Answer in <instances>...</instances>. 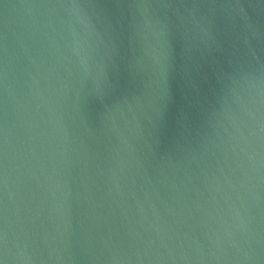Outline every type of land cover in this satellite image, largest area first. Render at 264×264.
<instances>
[{"label":"water","instance_id":"obj_1","mask_svg":"<svg viewBox=\"0 0 264 264\" xmlns=\"http://www.w3.org/2000/svg\"><path fill=\"white\" fill-rule=\"evenodd\" d=\"M0 264H264V0H0Z\"/></svg>","mask_w":264,"mask_h":264}]
</instances>
